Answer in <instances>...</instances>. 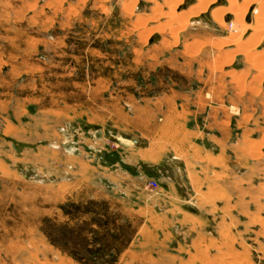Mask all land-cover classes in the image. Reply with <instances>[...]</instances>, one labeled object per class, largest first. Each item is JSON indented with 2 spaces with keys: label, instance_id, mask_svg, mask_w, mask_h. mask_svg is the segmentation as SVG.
<instances>
[{
  "label": "rangeland",
  "instance_id": "rangeland-1",
  "mask_svg": "<svg viewBox=\"0 0 264 264\" xmlns=\"http://www.w3.org/2000/svg\"><path fill=\"white\" fill-rule=\"evenodd\" d=\"M261 10L0 0V264H264Z\"/></svg>",
  "mask_w": 264,
  "mask_h": 264
},
{
  "label": "bare ground",
  "instance_id": "bare-ground-1",
  "mask_svg": "<svg viewBox=\"0 0 264 264\" xmlns=\"http://www.w3.org/2000/svg\"><path fill=\"white\" fill-rule=\"evenodd\" d=\"M240 1H241V0H240ZM234 2H235V1H234ZM244 2H245V1H244ZM244 2H243V3H244ZM260 2H261V1H260ZM262 2H263V1H262ZM205 6H206V5L203 6L204 9H205ZM259 6H260V5H259ZM201 8H202V7H201ZM230 8H231V7H230ZM230 8H229V9H230ZM261 8H262V6H261ZM233 9H234V7H233ZM259 9H260V8H259ZM259 9H258V11L256 10L257 13H259V11H260ZM202 10H203V9H202ZM231 10H232V9H231ZM231 10H230V11H231ZM232 11H233V10H232ZM237 11H238V9H237ZM263 11H264V10H263ZM263 11L261 10V12H263ZM254 12H255V11H254ZM224 13H225V12H224ZM226 13H227V12H226ZM212 14H213V13H212ZM232 14H233V13H232ZM255 14H256V13H255ZM259 14H260V13H259ZM242 15H243V14H242ZM213 16H214V15H213ZM215 16H216V14H215ZM215 16H214V17H215ZM256 17L258 18V15H256ZM260 17H261V16H260ZM260 17H259V19L255 20V21L260 20V19H261ZM215 18H216V17H215ZM262 21H263V20H262ZM255 23H256V22H255ZM261 24H262V23H261ZM258 25H259V24H258ZM257 27H258V26H257ZM257 27H256V28H257ZM244 28H245V27H244ZM244 28H243V29H244ZM253 28H254V27H253ZM253 28H250V29H253ZM256 28L253 29V30H256ZM258 28H259V27H258ZM262 30H263V29H262ZM257 32H258V31H257ZM257 32H256V34H258ZM260 32H261V31H260ZM254 33H255V31H254ZM242 34H243V32H242ZM253 35H254V34H253ZM239 37H240V36H239ZM260 37H261V36H260Z\"/></svg>",
  "mask_w": 264,
  "mask_h": 264
},
{
  "label": "built area",
  "instance_id": "built-area-1",
  "mask_svg": "<svg viewBox=\"0 0 264 264\" xmlns=\"http://www.w3.org/2000/svg\"><path fill=\"white\" fill-rule=\"evenodd\" d=\"M151 184H152L154 187L156 186L154 182H151Z\"/></svg>",
  "mask_w": 264,
  "mask_h": 264
},
{
  "label": "crops",
  "instance_id": "crops-1",
  "mask_svg": "<svg viewBox=\"0 0 264 264\" xmlns=\"http://www.w3.org/2000/svg\"><path fill=\"white\" fill-rule=\"evenodd\" d=\"M101 158H104V157H101Z\"/></svg>",
  "mask_w": 264,
  "mask_h": 264
}]
</instances>
